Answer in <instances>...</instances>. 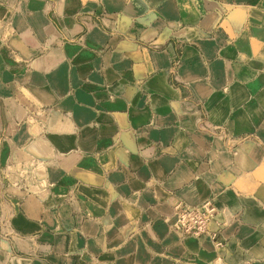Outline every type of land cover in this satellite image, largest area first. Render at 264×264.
Masks as SVG:
<instances>
[{
  "label": "crops",
  "instance_id": "1",
  "mask_svg": "<svg viewBox=\"0 0 264 264\" xmlns=\"http://www.w3.org/2000/svg\"><path fill=\"white\" fill-rule=\"evenodd\" d=\"M0 264H264V0H0Z\"/></svg>",
  "mask_w": 264,
  "mask_h": 264
},
{
  "label": "built area",
  "instance_id": "2",
  "mask_svg": "<svg viewBox=\"0 0 264 264\" xmlns=\"http://www.w3.org/2000/svg\"><path fill=\"white\" fill-rule=\"evenodd\" d=\"M177 222L175 229L185 236L205 234L207 226L214 219L215 210L209 203L199 207H188L182 204L175 206Z\"/></svg>",
  "mask_w": 264,
  "mask_h": 264
}]
</instances>
